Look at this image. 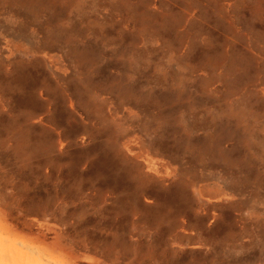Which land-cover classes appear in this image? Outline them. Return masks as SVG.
Listing matches in <instances>:
<instances>
[{
    "label": "rangeland",
    "instance_id": "1",
    "mask_svg": "<svg viewBox=\"0 0 264 264\" xmlns=\"http://www.w3.org/2000/svg\"><path fill=\"white\" fill-rule=\"evenodd\" d=\"M25 1L0 0V143L17 150L0 156V182L34 222L0 264H264L258 0ZM22 21L31 30L17 34ZM40 51L63 61L64 81ZM83 84L97 110L85 119L72 111ZM26 111L47 117L30 135ZM124 143H150L139 155L170 180L135 182L115 154Z\"/></svg>",
    "mask_w": 264,
    "mask_h": 264
},
{
    "label": "bare ground",
    "instance_id": "2",
    "mask_svg": "<svg viewBox=\"0 0 264 264\" xmlns=\"http://www.w3.org/2000/svg\"><path fill=\"white\" fill-rule=\"evenodd\" d=\"M40 1L41 0H34V2H35L34 7L36 8V10L40 9ZM97 1H99V0H97ZM30 2H31V0H26L22 4L25 5L24 6L25 8H27ZM82 3H83V1L76 0V5L79 9L82 7ZM101 3H103V2H101ZM258 4L260 5V7L264 8V0H258ZM222 5L224 7H227V6L230 7L231 6L230 4H222ZM27 28H28L27 22L22 21V23L19 25V28L16 30L14 28V30H15V33L19 34V32L20 33L26 32ZM28 29H30V28H28ZM56 36H57L56 33L52 34V37H56ZM40 55H41L40 57L42 58V60L44 62V69L47 72L48 76L50 78H53L54 80H57V81H64L68 75V70L65 67V64L63 63V61H61V60L60 61H54L51 58V55L49 54V52H46V51H40ZM230 61H231L230 62L231 64H238V63L242 62V55L234 53L232 55V58L230 59ZM83 82H85V81H83ZM84 84H86V83H84ZM84 84H83V87H76V89H75L77 91L76 95L78 96V98H77V100H75V102H73L74 104L72 103L73 104V108H72L73 110L72 111L78 112V114L85 119L90 114L91 115L93 114L94 116H96L97 110L95 108V104H94L93 100L90 98V96L87 95L88 92H90V91L84 89V87L87 84L86 85H84ZM115 87H118L121 90H123V88H124V87H122V85L120 86L118 83L116 84ZM81 88H83V89H81ZM124 92L127 93L128 90L125 91V88H124ZM38 93L41 97H45L47 95L45 88H40ZM10 105H11V101L4 100L3 98L0 97V112L8 111L10 108ZM71 107H72V105H71ZM108 116H110V115H108ZM35 118H37L38 122H42V121L47 120L46 115H43V114L42 115H40V114L35 115V113L32 111H26L23 115V123L21 126L23 128H25L26 132L29 135H30V131H31L32 127L34 126V124H36V121L34 120ZM58 133H59L58 134V142H59V146L61 149L65 146V144L67 142H69V136L63 137L61 132H58ZM88 136H89L88 132L83 133L82 135H79L78 137L81 141L78 140L77 142L84 143L85 141L83 142V140H85L86 137H88ZM27 138H28L27 142L29 143L30 138L29 137H27ZM160 143L161 142L157 143V145H158L156 147L157 150H161ZM53 145H54V142L52 140L51 148H53ZM151 147L152 146L150 143L148 145L141 143L140 148H139V146L129 145L127 143H124L121 145V150L115 149V147H114V150H115V154L118 156V158L125 165H128L129 174L132 177V179L135 180V182L139 183L143 180H150V181H156L158 183H167L170 180V176H171V171H170L169 167L164 166L163 164L158 162V160L156 158L147 156L146 153L139 155L141 150L147 151V149H149ZM24 150L25 149L23 148V151ZM3 152L4 153L10 152V155L8 156L10 160L14 159V161H15V159H17V157H16L17 156L16 155L17 150L14 149V147L12 148L10 143L7 144L5 146V148L0 143V156L2 155ZM22 153H24V152H22ZM22 153H19L18 155H22ZM5 190H6L5 187L0 182V253L4 250V248L7 246L8 243L10 246H16L17 243H21L23 246H27L30 242L29 234H30V231L33 227V222H34L32 218L28 217L27 212H23V214H22L23 216L21 218L16 217L14 215L13 209L14 208L16 209L18 207L17 201H16L15 197L14 198L12 197V193L7 194L5 192ZM36 225H37L38 232L43 234V229H44L45 225L43 223H39V222H36ZM1 260L4 263L7 262V259L5 257H2Z\"/></svg>",
    "mask_w": 264,
    "mask_h": 264
}]
</instances>
